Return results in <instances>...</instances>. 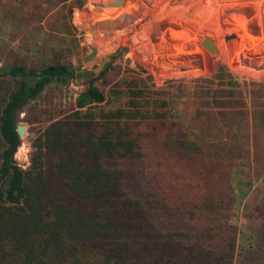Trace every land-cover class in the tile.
Instances as JSON below:
<instances>
[{
  "label": "trees",
  "instance_id": "1",
  "mask_svg": "<svg viewBox=\"0 0 264 264\" xmlns=\"http://www.w3.org/2000/svg\"><path fill=\"white\" fill-rule=\"evenodd\" d=\"M29 1L36 21L52 10ZM64 1L69 18L83 4H55ZM74 76L69 61L0 65V264H235V163L224 152L233 135L208 143L189 137L167 100L149 98L135 82L114 109L101 107L94 84L67 114L32 104ZM228 94L235 92L215 90L214 106H245ZM24 109L27 122L48 123L25 169L15 158ZM253 120L264 128V106ZM260 141L251 153L256 168L264 166V134ZM258 215L255 240L264 251V203ZM249 263L264 264V255Z\"/></svg>",
  "mask_w": 264,
  "mask_h": 264
},
{
  "label": "rangeland",
  "instance_id": "2",
  "mask_svg": "<svg viewBox=\"0 0 264 264\" xmlns=\"http://www.w3.org/2000/svg\"><path fill=\"white\" fill-rule=\"evenodd\" d=\"M26 1L0 0V65L69 61L76 74L64 86L50 84L32 104L50 107L54 113L72 112L76 97L95 74L92 68L102 57L125 47L111 69L92 83L104 94L101 107L125 105L129 85L135 82L149 98L167 100L171 118L189 137L208 143L233 135L235 141L224 152L235 163L231 217L238 230L235 264L262 257L264 251L255 237L262 222L258 207L264 203V166L251 164V153L255 145L262 149L264 134L253 120L254 112L264 106V0H120L116 4L83 0L82 6L73 7L70 18V2L34 0L43 8L52 5L42 21L29 17L33 9ZM206 37L215 43L214 51L202 45ZM82 70L92 73L82 76ZM217 89L234 91L228 99L242 100L245 106L215 107ZM29 114L24 109L19 115L25 133L15 154L24 169L32 141L48 124L27 122ZM253 135H258L255 141ZM238 153L241 157L234 161Z\"/></svg>",
  "mask_w": 264,
  "mask_h": 264
},
{
  "label": "water",
  "instance_id": "3",
  "mask_svg": "<svg viewBox=\"0 0 264 264\" xmlns=\"http://www.w3.org/2000/svg\"><path fill=\"white\" fill-rule=\"evenodd\" d=\"M120 0H115L114 2H113V4H116L117 2H119ZM226 38H228V37H226ZM202 45H204V46H206L207 48H209L210 50H212V51H214L216 48H215V43L211 40V39H209V38H204L203 40H202ZM95 53V49H93V52L89 55V57L91 56V55H93ZM110 59V56H104V57H102L101 58V62L99 63V64H97V66H95L94 68H93V70H92V72L93 73H97V76L95 77V78H93V80H92V82L91 83H93V82H95L96 80H98V79H100L102 76H103V74L107 71V69L109 68V65L110 64H108V65H106L103 69H101V67H102V65L106 62V61H108ZM160 71H162V70H160ZM16 130H17V133H18V136L21 138L23 135H24V133H25V127L23 126V125H21V124H18L17 125V128H16Z\"/></svg>",
  "mask_w": 264,
  "mask_h": 264
},
{
  "label": "flooded vegetation",
  "instance_id": "4",
  "mask_svg": "<svg viewBox=\"0 0 264 264\" xmlns=\"http://www.w3.org/2000/svg\"><path fill=\"white\" fill-rule=\"evenodd\" d=\"M119 49H120V51H121V50H124L125 47H122V46H121ZM120 51L116 52L115 55H112V56L110 55V59H109L108 61H106V62L102 65L101 69H103L106 65L110 64V65H109V68L107 69V71H106L105 73H107V72L111 69V67H112V65H113V63H114V60L117 59L118 57H120V55H121V52H120ZM100 62H101V60H100ZM100 62H99V63H100ZM99 63H98V64H99ZM95 66H97V64H96ZM95 66H94V67H95ZM92 70H93V68H92ZM89 73H92V72H89V71L87 72V71H85V70H82V71H81V75H82V76H85L86 74H89ZM105 73H104V74H105ZM104 74H103V75H104ZM75 76H76V74H75ZM75 76H74V77H75ZM96 76H97V73H95L94 75H92V77L88 80V84H87V86H88L89 84H92L91 82H92L93 78H95ZM74 77H73V78H74Z\"/></svg>",
  "mask_w": 264,
  "mask_h": 264
},
{
  "label": "crops",
  "instance_id": "5",
  "mask_svg": "<svg viewBox=\"0 0 264 264\" xmlns=\"http://www.w3.org/2000/svg\"><path fill=\"white\" fill-rule=\"evenodd\" d=\"M122 1H123V0H122ZM113 2H114V1H113ZM113 2H112V3H113ZM81 13H82V12H81ZM125 35H126V34H125Z\"/></svg>",
  "mask_w": 264,
  "mask_h": 264
}]
</instances>
